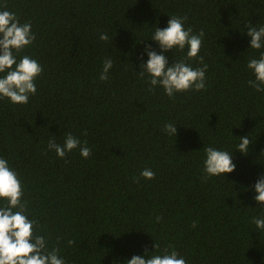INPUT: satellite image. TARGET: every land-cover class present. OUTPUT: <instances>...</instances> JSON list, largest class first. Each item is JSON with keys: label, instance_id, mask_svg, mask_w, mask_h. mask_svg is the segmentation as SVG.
Here are the masks:
<instances>
[{"label": "trees", "instance_id": "trees-1", "mask_svg": "<svg viewBox=\"0 0 264 264\" xmlns=\"http://www.w3.org/2000/svg\"><path fill=\"white\" fill-rule=\"evenodd\" d=\"M5 3L36 37L14 52L17 61L28 55L43 71L27 104L0 99V158L17 172L25 214L47 250L59 248L65 264H127L169 246L186 264H264V229L252 223L264 217L253 199L264 174V92L249 85L246 67L264 52L250 48L246 35V26H264V0ZM171 16L204 33L202 91L169 97L138 75L145 44L160 53L150 38ZM186 51L164 54L173 64ZM105 59L113 67L101 81ZM167 123L175 137L163 131ZM69 133L86 142L88 158L79 147L64 158L49 150V140L63 144ZM243 136L251 142L246 154L236 150ZM209 146L231 153L235 170L203 179ZM143 169L155 178L141 177Z\"/></svg>", "mask_w": 264, "mask_h": 264}, {"label": "clouds", "instance_id": "clouds-1", "mask_svg": "<svg viewBox=\"0 0 264 264\" xmlns=\"http://www.w3.org/2000/svg\"><path fill=\"white\" fill-rule=\"evenodd\" d=\"M0 99L7 98L13 104H27L30 95L36 93V78L42 73V66L28 55H23L17 61V56L35 40L30 22L20 23L14 12L6 10V3L0 5ZM185 17L171 16L164 28H155L151 36L160 49L158 54L152 50L151 45L145 44L143 52L147 60L140 65L138 75L145 77L147 74L149 84L155 88L161 86L165 95L172 97L174 93L185 91H202L205 89V72L207 64L203 63V57L199 56L204 35L201 30L199 34H192V29H185ZM247 27L246 35L250 37L249 47L259 50L264 46V26L257 28ZM100 40L108 41L106 33L100 35ZM177 49L186 51L185 59L173 64L164 54L169 50ZM198 59L202 67L193 68L185 60ZM113 67L111 59L103 61L102 72L99 76L101 81L108 80L109 70ZM246 67L252 72L254 79L249 80V85L257 92H264V52L260 58H252ZM163 131L176 136L177 129L172 123L164 125ZM248 136L240 137L237 145L238 151L246 154L250 144ZM79 147V154L83 158L91 155V149L72 134H67L63 144H57L54 139L49 140V150H54L57 157L64 158L67 153ZM205 159L203 161V179L210 176H221L235 170L236 165L232 161L231 153L218 150L214 147L204 149ZM67 162V161H66ZM140 176L151 180L155 173L150 169H143ZM256 195L253 199L264 211V174L253 185ZM23 187L18 174L9 167L8 161L0 158V200L7 203L0 206V264H65V260L59 255L60 249L47 250L44 236L35 235L33 227L36 223L30 220L26 212V202H22ZM13 209H18L13 211ZM157 221L160 217H156ZM252 223L257 229H264V217L252 218ZM196 226L193 221L192 227ZM74 241L69 240L72 245ZM160 246L154 244L153 248ZM148 253L145 249V254ZM127 264H186L184 257L172 247H166L162 254H156L144 258L133 255L127 260Z\"/></svg>", "mask_w": 264, "mask_h": 264}]
</instances>
